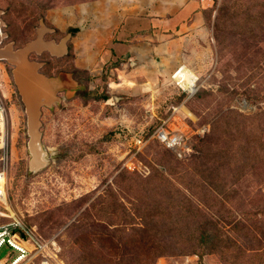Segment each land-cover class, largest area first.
I'll list each match as a JSON object with an SVG mask.
<instances>
[{"label":"rangeland","instance_id":"1","mask_svg":"<svg viewBox=\"0 0 264 264\" xmlns=\"http://www.w3.org/2000/svg\"><path fill=\"white\" fill-rule=\"evenodd\" d=\"M95 1L0 0V164L7 168L9 206L45 240L57 236L64 264H135L132 254L113 256L91 238L97 231H112L120 223L118 217L133 208L132 200L116 195L117 176L122 171L132 174L125 167L129 161L143 176L183 163L155 140L133 158L130 139L136 133L151 137L164 121L176 123L185 117L193 130L203 123L215 126L222 113L238 112L245 118H232L231 126L222 123L219 133L231 136L227 148L234 153L232 165L225 168L246 174L238 182L241 201L264 204L258 191L264 190V0H194L204 12L205 29L184 52L189 69L200 78V91L191 99L172 79L181 65L168 60L161 40L153 42L149 60L115 62L88 75L73 76L71 60L49 59L43 70L41 54H25L26 45L21 46L36 40L39 30L46 42L65 35L55 32L53 17L66 23L65 13ZM20 55L39 74L64 81L56 93L58 103L42 109L35 131L17 80L15 57ZM185 88L196 91L193 83ZM36 140L43 165L34 152ZM224 145L221 141L219 147ZM107 188L113 195L103 199ZM81 214L84 220L77 223ZM7 222L0 219V224ZM15 256L17 252L5 246L0 264ZM155 264L225 263L218 254H207L161 257Z\"/></svg>","mask_w":264,"mask_h":264},{"label":"trees","instance_id":"2","mask_svg":"<svg viewBox=\"0 0 264 264\" xmlns=\"http://www.w3.org/2000/svg\"><path fill=\"white\" fill-rule=\"evenodd\" d=\"M65 60L73 63V53ZM71 74L88 75V71L73 64ZM228 115L230 121L226 120ZM232 118L245 116L227 111L214 122L215 126L198 125L211 124V130L204 138L194 139L195 153L185 160L178 159L158 139H152L183 163L158 168L152 176L138 175L137 170L132 174L122 171L117 176L120 190L116 195L122 201L132 200L133 208H127L118 217L120 223L112 231L92 233L93 243L100 242L108 254L121 259L132 254L137 260L135 264H155L168 256L207 254H218L225 264H264V204L255 207L250 200L241 201L242 187L238 182L246 174H232L225 168L232 165L234 153L227 148L231 136L219 133L222 123L231 126ZM221 141L223 148L219 147ZM200 142H204L201 150L197 149ZM157 179L165 183L156 184ZM110 190L103 192V199L113 195ZM258 191L262 195L260 203H264L263 188ZM84 217L81 214L77 223ZM97 221L93 224L99 225Z\"/></svg>","mask_w":264,"mask_h":264},{"label":"crops","instance_id":"3","mask_svg":"<svg viewBox=\"0 0 264 264\" xmlns=\"http://www.w3.org/2000/svg\"><path fill=\"white\" fill-rule=\"evenodd\" d=\"M200 9L194 0H98L65 13L66 23L55 16L51 24L55 31L70 32L66 48L70 41L74 66L80 70L94 72L115 62L149 60L153 42L160 40L173 66L184 62L189 67L184 52L205 29ZM65 38L55 43L59 46ZM67 52L59 47L61 55Z\"/></svg>","mask_w":264,"mask_h":264},{"label":"built area","instance_id":"4","mask_svg":"<svg viewBox=\"0 0 264 264\" xmlns=\"http://www.w3.org/2000/svg\"><path fill=\"white\" fill-rule=\"evenodd\" d=\"M185 68L194 77L193 88H185ZM173 80L177 87L191 98L199 89L200 78L186 65H182L173 73ZM185 119L179 118V121L172 123L168 119L156 129L151 137L145 133H136L131 136V148L134 150L133 158L141 153L152 139H158L169 151L178 159L185 160L194 153V139L204 138L211 130L209 124L191 129ZM132 151V150H131ZM128 170L134 172L138 166L132 161L125 164ZM7 168L0 164V219H7L8 222L0 224V251L8 246L17 252L11 261L7 264H64L61 260V246L58 243L57 236L45 240L33 227L28 226L19 216L13 212L7 199ZM4 264V263H2Z\"/></svg>","mask_w":264,"mask_h":264},{"label":"water","instance_id":"5","mask_svg":"<svg viewBox=\"0 0 264 264\" xmlns=\"http://www.w3.org/2000/svg\"><path fill=\"white\" fill-rule=\"evenodd\" d=\"M0 37H2L1 28ZM67 39L68 37L65 38L62 41V44L58 46L55 41H44L43 34L39 30L37 39L33 42L27 43L23 51L27 56H29V54L32 52H38L39 54H42L43 52H49L52 56L63 57L64 55L59 53V47L62 46L65 49V52L68 51L65 44ZM15 58L19 64L17 80L26 106L28 121L32 125L33 131H35V127L39 123L40 117L42 115V109L45 107L52 109L53 106L58 103L56 93L63 86L64 81L60 77L48 78L42 74H39L34 67L27 66V64H25L22 55H20L18 58ZM23 71L28 73L24 74L26 75L25 80H23L21 77L23 75L21 72ZM244 105V107H248L247 101H244ZM33 137L36 138V135H33ZM35 143L36 149H34V152L36 154L38 165H43L45 162L43 163L42 160L39 159L41 155H44L42 153L41 144L38 140H36Z\"/></svg>","mask_w":264,"mask_h":264},{"label":"flooded vegetation","instance_id":"6","mask_svg":"<svg viewBox=\"0 0 264 264\" xmlns=\"http://www.w3.org/2000/svg\"><path fill=\"white\" fill-rule=\"evenodd\" d=\"M51 26H52V24H51ZM53 27V26H52ZM57 31V30H56ZM55 31V32H56ZM57 32H60V31H57ZM70 32L69 31H67V32H65L64 34V36H62L61 38H58V39H56L55 41L57 42V43H60L61 42V40H62V38H64L65 36H67V34H69ZM30 40H28L27 42H29ZM27 42H25L21 47H23V46H25L26 45V43ZM68 52H67V54H65L63 57H56V56H54V57H51L52 55L49 53V52H43L41 55H40V60L39 61H41L44 65H43V70L45 69V67L49 64L48 62H50L49 61V59H54V60H57V61H62V60H64L65 61V59L67 58V56H69L71 53H73V51H72V46H71V43H70V41L68 42ZM50 55V56H49ZM54 75V74H53ZM56 75V74H55ZM50 76H52V75H50Z\"/></svg>","mask_w":264,"mask_h":264},{"label":"bare ground","instance_id":"7","mask_svg":"<svg viewBox=\"0 0 264 264\" xmlns=\"http://www.w3.org/2000/svg\"><path fill=\"white\" fill-rule=\"evenodd\" d=\"M184 70H185V75H184V78H185V87H189L193 83L194 77L192 75H190V72H189V70L187 68H185ZM21 73L23 75L22 76L20 75V76L22 77L23 80H25L26 75H24V74H28V73L27 72H24V71L21 72Z\"/></svg>","mask_w":264,"mask_h":264}]
</instances>
